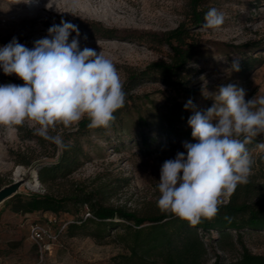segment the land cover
<instances>
[{
    "label": "rangeland",
    "instance_id": "rangeland-1",
    "mask_svg": "<svg viewBox=\"0 0 264 264\" xmlns=\"http://www.w3.org/2000/svg\"><path fill=\"white\" fill-rule=\"evenodd\" d=\"M189 2L35 0L26 4L22 0H0V39L6 45L15 37L31 49L34 41L48 36L49 27L59 25L62 19L69 21L79 29L80 49L92 48L110 59L124 90L130 73L152 61L168 59L169 48L152 44L147 40L148 35L163 33L182 22L188 24ZM203 5L207 12L216 8L225 20L219 28H206L204 21L199 28L191 30L199 44V55L184 79L198 90L195 95L160 80L138 84L131 91L135 102L122 115L121 124L104 134L89 131L79 137L89 155L87 161L67 178L45 183L39 180L37 170L56 161L55 145L35 135L27 123L11 135L0 128V197L15 193L59 196L81 187L97 189V198L105 205L125 207L138 214L161 212L157 207L161 166L164 161L174 159L177 152L185 151L184 142H196L187 123L193 113L184 108L188 99L199 110H205L212 106L213 100L203 94L207 96L208 92L214 93L219 86L228 84L244 89L245 100L264 95V0H207ZM107 29L112 32L106 34ZM246 57L258 61L245 70V66L238 72L231 69L235 59L241 63ZM6 83L22 85L23 81L14 74L5 75L0 69V85ZM176 107L186 114L174 112ZM74 128L75 125L71 128L57 125L50 134L62 135ZM166 130L172 133L170 137L164 133ZM184 132L188 135H177ZM261 142L264 134L246 145L253 167L258 155L264 153L257 147ZM21 159L29 161L28 164L21 163ZM19 167L22 174L16 181L14 172ZM255 171L252 168L249 179ZM33 175L39 187L29 189L25 183ZM8 199L4 197L0 203V264H114L113 256L123 252L122 245L114 238L117 230L106 232L108 235L101 240L83 234V228L72 236L66 226L77 219L73 212L14 213L5 206ZM87 211L85 207L78 215L85 218ZM34 223L48 226L53 233L63 229L56 240L37 242L30 232ZM218 237L215 231L205 235L207 264L213 263L215 255L220 257V264H233L241 254L242 245L254 254L264 255V231L244 230L239 236L233 233Z\"/></svg>",
    "mask_w": 264,
    "mask_h": 264
},
{
    "label": "clouds",
    "instance_id": "clouds-1",
    "mask_svg": "<svg viewBox=\"0 0 264 264\" xmlns=\"http://www.w3.org/2000/svg\"><path fill=\"white\" fill-rule=\"evenodd\" d=\"M224 20L210 8L204 26L219 28ZM47 31L48 36L34 41L31 49L15 37L0 46V69L23 81L0 85V128L11 135L27 123L35 135L67 150L70 144L50 130L57 125L71 128L84 118L89 128H108L114 113L124 107L126 94L110 59L95 49H80L76 25L62 19ZM231 69L240 70L238 58ZM245 95L244 89L228 84L203 94L213 100L205 110L191 98L185 103V110L193 113L187 123L196 142H184L185 151L161 166L157 207L162 213L197 225L214 218L237 186L249 182L253 161L246 145L264 134V95L248 100ZM257 147L264 151V142Z\"/></svg>",
    "mask_w": 264,
    "mask_h": 264
},
{
    "label": "trees",
    "instance_id": "trees-1",
    "mask_svg": "<svg viewBox=\"0 0 264 264\" xmlns=\"http://www.w3.org/2000/svg\"><path fill=\"white\" fill-rule=\"evenodd\" d=\"M205 1L207 0H190L188 24L182 22L163 33L148 35L147 40L152 44L169 48L168 59L152 61L128 75L124 88L125 105L114 113L115 120L108 128H89L90 121L84 118L74 129L64 131L61 136L70 147L64 150L57 149L55 145V150L58 151L56 161L42 165L37 170L42 183L67 178L87 161L89 155L79 137L89 131L104 134L121 124L122 115L135 102L131 91L138 84L160 80L167 86L179 87L189 95L198 92L184 78L190 65L196 62L199 55V44L191 30L199 28L205 21ZM104 32L110 34L112 31L107 29ZM3 42L0 39V46L4 45ZM256 61L258 59L246 57L241 60L240 68L245 66V70ZM175 109L174 112L181 116L186 114L179 107ZM164 133L168 137L172 135L170 130ZM177 135L185 136L188 133ZM143 147L149 148L148 145ZM20 162L28 164L29 161L21 159ZM254 166L252 168L256 169V174L250 177L247 184L237 186L229 202L220 207L218 214L210 220L203 219L194 226L171 214H138L125 207L105 205L97 198V189L85 190L81 187H75L70 193L59 196L49 193H15L9 197L5 206L12 212L21 214L73 212L77 219L66 226V231L72 236L82 232L83 228V234L101 240L108 235L106 232L117 230L114 238L122 245L123 252L113 256L114 264H207L208 244L205 235L210 231L217 232L218 238L233 233L239 236L244 230L264 231V153L258 155ZM257 178L261 181H256ZM85 207L89 215L83 218L78 214ZM86 226L93 228L86 231ZM212 264H220L218 255L214 256ZM233 264H264V255L254 254L242 245L241 254Z\"/></svg>",
    "mask_w": 264,
    "mask_h": 264
},
{
    "label": "built area",
    "instance_id": "built-area-1",
    "mask_svg": "<svg viewBox=\"0 0 264 264\" xmlns=\"http://www.w3.org/2000/svg\"><path fill=\"white\" fill-rule=\"evenodd\" d=\"M89 215V213H87ZM62 228L58 229V232L53 233L50 231V228L45 225H41L38 223H34L30 225V232L31 236L38 242V241H43V240H49V241H54L57 239L59 236V233L62 231Z\"/></svg>",
    "mask_w": 264,
    "mask_h": 264
},
{
    "label": "bare ground",
    "instance_id": "bare-ground-1",
    "mask_svg": "<svg viewBox=\"0 0 264 264\" xmlns=\"http://www.w3.org/2000/svg\"><path fill=\"white\" fill-rule=\"evenodd\" d=\"M14 173H15L14 179H16V181H19L20 176L22 174V169H20L19 167ZM25 186L28 187L29 189H36L37 187H39V182L37 178L35 177V175H33V179L31 181H28L25 183Z\"/></svg>",
    "mask_w": 264,
    "mask_h": 264
},
{
    "label": "water",
    "instance_id": "water-1",
    "mask_svg": "<svg viewBox=\"0 0 264 264\" xmlns=\"http://www.w3.org/2000/svg\"><path fill=\"white\" fill-rule=\"evenodd\" d=\"M13 194H8L7 196H2V197H0V203L3 201V199H4V197L5 198H9V197H11Z\"/></svg>",
    "mask_w": 264,
    "mask_h": 264
}]
</instances>
